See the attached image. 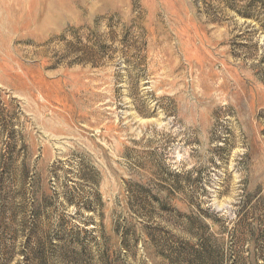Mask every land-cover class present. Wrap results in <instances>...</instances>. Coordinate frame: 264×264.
<instances>
[{
  "label": "rangeland",
  "instance_id": "1",
  "mask_svg": "<svg viewBox=\"0 0 264 264\" xmlns=\"http://www.w3.org/2000/svg\"><path fill=\"white\" fill-rule=\"evenodd\" d=\"M0 264H264V0H0Z\"/></svg>",
  "mask_w": 264,
  "mask_h": 264
}]
</instances>
